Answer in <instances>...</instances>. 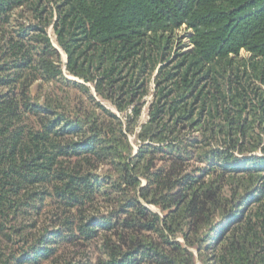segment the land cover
<instances>
[{
  "label": "trees",
  "instance_id": "obj_1",
  "mask_svg": "<svg viewBox=\"0 0 264 264\" xmlns=\"http://www.w3.org/2000/svg\"><path fill=\"white\" fill-rule=\"evenodd\" d=\"M196 261L264 264V0H0V264Z\"/></svg>",
  "mask_w": 264,
  "mask_h": 264
},
{
  "label": "rangeland",
  "instance_id": "obj_2",
  "mask_svg": "<svg viewBox=\"0 0 264 264\" xmlns=\"http://www.w3.org/2000/svg\"><path fill=\"white\" fill-rule=\"evenodd\" d=\"M62 58H63V61H64V59H65V56L63 55L62 56ZM195 264H202L201 262H199V261H196V263Z\"/></svg>",
  "mask_w": 264,
  "mask_h": 264
}]
</instances>
